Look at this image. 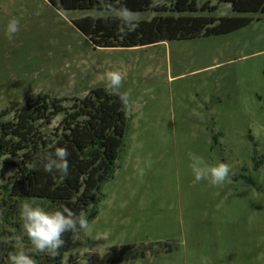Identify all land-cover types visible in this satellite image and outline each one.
Wrapping results in <instances>:
<instances>
[{"label":"rangeland","instance_id":"1","mask_svg":"<svg viewBox=\"0 0 264 264\" xmlns=\"http://www.w3.org/2000/svg\"><path fill=\"white\" fill-rule=\"evenodd\" d=\"M202 2L216 6L211 16L235 15L228 4ZM87 14L96 11L0 0V114L43 95L69 106L106 88L108 71H120L121 91H131L116 169L100 187L89 230L76 232L60 264H264V14H242L253 20L226 34L97 49L71 22ZM13 17L20 31L10 41ZM189 152L229 164L231 183L195 182ZM18 161L0 159V237L23 235L22 200L4 193ZM13 250L0 240L2 264ZM32 255L49 264L47 254Z\"/></svg>","mask_w":264,"mask_h":264},{"label":"trees","instance_id":"2","mask_svg":"<svg viewBox=\"0 0 264 264\" xmlns=\"http://www.w3.org/2000/svg\"><path fill=\"white\" fill-rule=\"evenodd\" d=\"M58 11H87L104 7L105 0H45ZM201 0H111L134 12H153L151 19H142L139 26L121 37L119 21L84 15L71 20L72 25L97 48H132L157 45L174 39H191L220 35L248 25L253 17L242 14H264V0H216L230 6L233 16L214 17L216 6ZM49 98L46 95L26 99L20 108L11 107L0 117L13 112L11 120H0V159L4 155L18 157L12 166L15 172L11 185L4 186L5 197L15 204L20 200L44 202L47 210L60 204L79 213L85 211L88 220L95 218L100 201L101 185L115 169L118 152L123 146L125 108L119 99L96 87L82 99ZM62 118L52 130H47L54 117ZM67 147L69 171L66 178L39 170L29 164L56 147ZM9 214V213H8ZM73 232L65 233L64 247L49 264H60L62 256L73 245ZM0 264L2 259L0 258Z\"/></svg>","mask_w":264,"mask_h":264},{"label":"clouds","instance_id":"3","mask_svg":"<svg viewBox=\"0 0 264 264\" xmlns=\"http://www.w3.org/2000/svg\"><path fill=\"white\" fill-rule=\"evenodd\" d=\"M119 4V0H116ZM96 17L100 19L113 18L119 21L118 32L121 37L125 36L129 30H134L141 22V14L130 10L122 4L117 7L111 0H105L104 7L97 9ZM20 31V22L13 17L6 25V36L11 41ZM106 90L111 95L117 97L126 109L132 106L131 91H121L124 75L118 71H108L105 73ZM190 159V169L195 182L208 181L211 186H221L224 183H231V166L227 163L217 161L209 164L203 156L195 153H188ZM69 152L67 147H56L54 151L43 154L29 164L30 170H39L50 174H58L60 178H66L69 171ZM4 209H0V223L4 220ZM20 219L23 222V235L0 237L4 243L12 244L14 250L7 256L8 264H38L32 255L35 250L37 254H47L55 258L60 254V249L64 247L65 233L88 231L90 228L88 214L85 211L79 213L70 207L60 204L53 210H46L39 205H33L27 199H23L20 204ZM24 236L30 241L31 248L24 244ZM205 264H207L205 258Z\"/></svg>","mask_w":264,"mask_h":264}]
</instances>
